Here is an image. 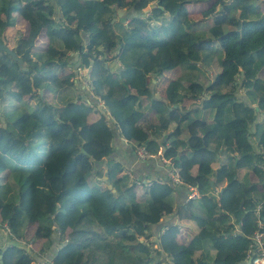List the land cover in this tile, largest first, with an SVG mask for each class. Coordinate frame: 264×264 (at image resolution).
Listing matches in <instances>:
<instances>
[{
	"label": "trees",
	"instance_id": "16d2710c",
	"mask_svg": "<svg viewBox=\"0 0 264 264\" xmlns=\"http://www.w3.org/2000/svg\"><path fill=\"white\" fill-rule=\"evenodd\" d=\"M148 4L150 11L127 23L117 18L118 9L140 12ZM20 6L28 8L27 33L12 49L28 70L0 51V101L27 97L38 105L3 111L0 229L8 240L0 264H40L37 254L55 238L61 245L43 264H246L250 236L264 232V0H60L56 7L51 0H0L1 43ZM76 64L89 68L90 101L62 93L74 87ZM52 90L62 106L44 99ZM116 128L135 152L143 146L159 156L164 145L161 157L183 185L205 193L211 176L225 181L207 216L221 209L235 215L240 233H222L230 231L225 216L186 244L170 224L156 248L149 238L174 211V188L168 178L135 179L124 171L112 158ZM187 212L188 205L178 209ZM30 231L32 245H40L35 253L25 248ZM203 239L216 252L201 249L195 260Z\"/></svg>",
	"mask_w": 264,
	"mask_h": 264
},
{
	"label": "crops",
	"instance_id": "0c3cea01",
	"mask_svg": "<svg viewBox=\"0 0 264 264\" xmlns=\"http://www.w3.org/2000/svg\"><path fill=\"white\" fill-rule=\"evenodd\" d=\"M197 17L199 16L196 14ZM196 18V16H195ZM115 20V19H114ZM105 68H107L108 63L107 61L104 62ZM109 64H112L111 62ZM77 64L72 67V71L74 73L73 77L75 79L73 80H79L82 79L79 76L83 74V70L86 68H81L80 71L77 70ZM89 69V68H88ZM88 76L89 71L87 72ZM90 77V76H89ZM77 82V81H76ZM78 83V82H77ZM78 87V86H77ZM80 89V88H79ZM84 91V93H83ZM81 92L86 95L87 92L85 91V87H82ZM90 93V90H89ZM67 98V97H66ZM95 119L92 117L90 121ZM148 121V117H146V121ZM199 120H196L197 124L191 125L188 128V133L192 134L194 133V128L198 124ZM174 124H171L170 128H172ZM112 146H113V157L115 160H118L122 165L123 169L130 172V174L133 176V178H142L144 180H148L147 178H161V179H167L168 178V172L171 169L170 163H163L161 161V151L162 146L159 151V156H153L149 159H139L136 156V153L134 149L132 148V145L121 135L120 131L116 128L114 130V136L112 140ZM217 168V164L213 165V169ZM196 170L194 169L193 172ZM106 172V171H105ZM240 180V179H239ZM211 181V183H210ZM250 186L252 184L256 183V180L254 176L250 178ZM226 186V182H219L217 181L216 177L213 175L209 179L208 183V189L205 193L199 192L196 187L192 185H183L182 180L179 184L174 185V190L171 195V200L174 204V211L163 215L159 224L153 226V236L155 237V247L158 248L160 245V234L166 229V227L170 224H176L179 230L178 235V242L179 243H190L194 240V238L200 233V230H202L205 227V223L207 225H212V223L217 222V219L221 217L228 216L229 221L228 224L230 225V231L223 234L227 236H235L240 233V223L241 220L238 219L235 215L232 214H226L223 211H219L213 216L208 217L207 216V210L213 206V200H219L221 192L223 188ZM249 186V187H250ZM206 198H210V202L207 200H204ZM189 206V212L187 216L182 213V215H179L178 209L180 207ZM217 206L219 208L220 204L217 202ZM243 208V201L240 203V209ZM218 226L222 227L221 225L217 224ZM209 227V226H208ZM3 230V229H0ZM2 233L0 232V235ZM5 238H0V245L4 243ZM197 248L198 250H195L194 252V259H198L201 255L202 250H206L211 256L214 255L215 248L213 247V242L209 239H203L197 242ZM202 249V250H201ZM163 260L166 258V256L162 255ZM193 259V260H194ZM250 256L248 257V260L246 261V264H250L249 262ZM165 264V263H164Z\"/></svg>",
	"mask_w": 264,
	"mask_h": 264
},
{
	"label": "rangeland",
	"instance_id": "374dc122",
	"mask_svg": "<svg viewBox=\"0 0 264 264\" xmlns=\"http://www.w3.org/2000/svg\"><path fill=\"white\" fill-rule=\"evenodd\" d=\"M4 1V3H6V4H9V2H13L14 4H17V2L18 1H20V0H3ZM57 1H60V0H51V2L53 3V5L56 7V5H57ZM29 3V0H22V4H26V3ZM42 5H45L46 6V8L45 9H47V10H49V7H48V3H46V2H42ZM150 4H148V6L147 7H145L144 9H142V11H140V12H136V10H134V9H130V10H124V9H118L117 10V18H119V20H121V21H123L124 23H127L129 20H130V18L131 17H133L134 15H136L137 17H140V14H141V12L142 13H146V12H148V11H150V8H151V6H149ZM16 10H17V13L18 14H16L15 12H14V14L16 15L15 16V20H14V24H13V26L12 27H9L5 32H4V41L6 42V44L10 47V48H13V47H15L16 45H17V42H18V39H20L22 36H24L26 33H27V21H26V19H25V15H26V13L28 12V8H27V6L26 7H22V6H20V7H18V8H16ZM55 11H57V9H55ZM57 13H58V11H57ZM117 18H114L115 20H113L114 22L116 21V19ZM117 27V26H116ZM37 43H38V46L39 47H44V46H46V44H47V39L45 38V37H43V36H41V37H39L38 38V40H37ZM218 58V57H217ZM109 59V58H108ZM111 63H114V61L112 60V62ZM210 64H209V66H211L212 68H215L216 67V64H217V62H215V63H212V62H209ZM116 64L117 65H120V63L119 62H116ZM260 65L259 66H261L262 64H264V59L263 60H261V63H259ZM84 69V68H83ZM89 71V69L87 68V69H84L83 70V74H81L79 77L80 78H82V79H79V80H73V79H75L74 77H72L71 79L73 80V82H74V87H72V88H70V89H68V90H71L72 89V91L71 92H68V90H66V89H64L65 91H63L62 93H64L65 95H69V94H73V95H76V92L78 93L79 92V94H81V96H82V100L81 101H90V96H93L94 97V94H93V92H91V90H92V80L90 79V75L88 76V74H87V72ZM176 75L178 74V71H177V73H175ZM210 76H212V74L211 73H208ZM32 75H34V73H32ZM171 75H173V73L171 74ZM209 76V78H211ZM207 78H208V75H207ZM39 82H41V80H39L38 81V84H36L37 86H39ZM78 86V87H77ZM82 87H85V91L87 92V90H88V92L86 93V95H84L83 93H84V91H83V93L81 92V90H82ZM80 88V89H79ZM78 89V90H77ZM89 90H90V93H89ZM41 91V94L43 93V91L42 90H40ZM39 91V92H40ZM240 91V92H239ZM238 93H240L241 95H243L244 94V92H243V90H240V89H238ZM56 95L57 94H55L54 93V91L52 90V91H50V94H46V95H44V99L48 102V103H54L55 105H56V107H60V106H62L63 104H58V101L56 100ZM36 97V96H35ZM61 98H63V95H61V94H59V99H61ZM96 98L98 99V101H99V103H101V100H99V98L96 96ZM60 101V100H59ZM14 106V107H16V108H21V109H25V110H27V111H30L31 110V108H33L34 106H36V105H38V101L36 100V99H31V98H27V97H24L23 98V100H20V101H16V102H14V101H9V100H7L6 99V101L5 102H3V101H0V124H2V125H5V123H3L4 122V120H3V115L5 116V118H6V120L8 119V116H7V114L5 113V112H3V111H5V109H6V107H8V109H9V106ZM91 115H93V114H91ZM90 115V116H91ZM148 116V115H147ZM179 116V115H178ZM92 117H94V118H96V117H98V115L96 114V113H94V115L93 116H91L90 117V119H92ZM2 122V123H1ZM149 122V121H148ZM141 125H144V121H141V123H140V126ZM158 154H160V153H158ZM112 158L114 159V157H113V155H112ZM161 158V157H160ZM106 171V170H105ZM124 171L127 173V174H130V172L129 171H127V170H125L124 169ZM132 176V175H131ZM52 188H53V190L55 191V192H57L58 191V184L54 181L53 183H52ZM4 227H6V225H4ZM0 232L2 233L1 235H0V238H5V241L6 240H8V235H7V233H8V230L5 228V230L3 231V230H0ZM32 231H30V232H27V234L25 235V240L24 241H27V245L25 246V248L28 250V251H34V253L35 252H37L38 251V249H39V247H40V245L39 244H37V245H32V243H31V240H32V233H31ZM69 238H71V237H69ZM141 239H143L144 241H146L147 240V238H144V237H142ZM149 239H151L152 241H155V237L154 236H152L151 238H149ZM4 241V242H5ZM148 241V240H147ZM7 242V241H6ZM3 244V243H2ZM23 245V244H22ZM56 245H61L60 243H59V240H57L56 238L53 240V244L51 245V246H49V249H45V251L44 252H40V253H38L37 255H39V261H40V264H43V263H45V262H50V252L51 251H53V250H55V248H56ZM33 247V248H32Z\"/></svg>",
	"mask_w": 264,
	"mask_h": 264
},
{
	"label": "built area",
	"instance_id": "2783aa9c",
	"mask_svg": "<svg viewBox=\"0 0 264 264\" xmlns=\"http://www.w3.org/2000/svg\"><path fill=\"white\" fill-rule=\"evenodd\" d=\"M78 71L81 68L78 67ZM136 156L139 159H149L152 155L143 147L139 146L136 149ZM161 161L163 163H170L169 159H165L161 157ZM260 168L264 171V163L260 165ZM168 179L173 185L179 184L181 182V178L179 176V170L175 167H171L168 172ZM260 206L257 207L256 213L258 215ZM250 249L248 253L250 254V264H264V232L261 231H254L253 234L250 236Z\"/></svg>",
	"mask_w": 264,
	"mask_h": 264
},
{
	"label": "water",
	"instance_id": "95a60500",
	"mask_svg": "<svg viewBox=\"0 0 264 264\" xmlns=\"http://www.w3.org/2000/svg\"><path fill=\"white\" fill-rule=\"evenodd\" d=\"M0 51H4L7 54H9L11 56V58L18 63L20 69H22L24 71L28 70V68L24 65L23 59L20 56H18L17 53L12 48H10L7 44L0 42ZM40 93H41V91H40ZM165 149H166V147L162 146L161 154H163ZM81 150H82V152L85 153L84 149H81ZM169 183L172 187H174L172 182L169 181ZM210 183H211V181H210ZM0 257H1V255H0ZM249 262H250V259H249Z\"/></svg>",
	"mask_w": 264,
	"mask_h": 264
}]
</instances>
